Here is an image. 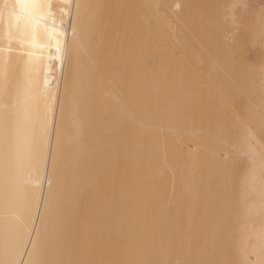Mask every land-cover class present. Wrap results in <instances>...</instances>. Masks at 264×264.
Segmentation results:
<instances>
[{"label": "bare ground", "instance_id": "obj_1", "mask_svg": "<svg viewBox=\"0 0 264 264\" xmlns=\"http://www.w3.org/2000/svg\"><path fill=\"white\" fill-rule=\"evenodd\" d=\"M263 50L261 0H0V264H264Z\"/></svg>", "mask_w": 264, "mask_h": 264}, {"label": "rangeland", "instance_id": "obj_2", "mask_svg": "<svg viewBox=\"0 0 264 264\" xmlns=\"http://www.w3.org/2000/svg\"><path fill=\"white\" fill-rule=\"evenodd\" d=\"M261 1H262V5H263V13H264V4H263L264 3V0H261ZM248 47H249V49H252V46H248ZM261 56L264 59V50H263V54ZM236 108L238 109V107H236ZM233 176H234V178H237L236 172L233 173Z\"/></svg>", "mask_w": 264, "mask_h": 264}]
</instances>
